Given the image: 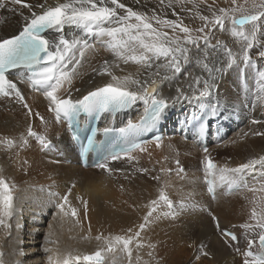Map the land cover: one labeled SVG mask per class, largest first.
Instances as JSON below:
<instances>
[{
	"label": "bare ground",
	"instance_id": "6f19581e",
	"mask_svg": "<svg viewBox=\"0 0 264 264\" xmlns=\"http://www.w3.org/2000/svg\"><path fill=\"white\" fill-rule=\"evenodd\" d=\"M45 2L48 6H55L57 0H34V3L32 0H25V3L32 5L31 9L22 5L13 6L10 3L0 7V38H8L18 30H22L26 23L25 17L31 19L32 12L42 11L38 6ZM120 2L137 12L149 11L154 5L152 3L151 6L147 0L139 2L120 0ZM157 2L161 3L160 0ZM13 8L15 10H10ZM229 27L226 26V29ZM262 28L260 27L254 48L250 50V55L259 67H264V59L258 56L260 51H264V48L259 49L264 46V28ZM226 31L227 33L220 40L225 41L229 47L238 52V45L228 30ZM48 33L53 42L58 41L60 36L68 39L90 37L85 36L83 30L76 25L53 28ZM89 43L94 44L91 41ZM94 45L96 50L86 52L71 85L65 84L60 91L61 96L64 91L68 93L66 96L77 100L87 92L111 82V75L100 74L105 61L108 62L111 73L116 76L133 74L136 78L144 80L149 78V73L156 71L155 66L149 69L133 62L124 63L101 43ZM200 47H203V43ZM188 72L193 75L201 74V70L193 62H189L184 65V71L176 78L166 80L160 85L161 94L167 98L175 96L177 86L184 87L188 83L185 75ZM163 74L162 72L161 75ZM20 80L18 79V85L24 91V100L28 108H25L15 96L0 97V139L4 138L7 131L16 138L23 134L27 139V144L20 146L19 141L12 138L17 141V146L14 147L17 154V172H9L11 168L0 162V173L4 178L10 177L9 184L14 186V214L5 217V222L0 224V249L8 264H49L47 257L50 253L45 252V248L58 247L61 253L71 252L73 255L84 256L103 246L102 241L95 239L100 234L130 235L132 233L128 232L129 229L134 233L149 212L150 202L157 199L159 191L165 184L166 191L175 206V215H164L163 213L169 212V209L163 205L152 214L151 222L141 231L138 238L142 246L137 248L135 242L131 245L133 248L131 264H151L150 258L154 260L153 264H243L246 258L244 252H233L238 246L228 237L218 234V228L211 223V219L208 221L209 216L207 219L202 209L217 213L226 225L236 226L240 232L239 244L242 249L249 238L255 237L256 234L246 235L241 225L251 222L249 220L253 206L251 201L254 197H264V192L252 193L244 189L241 194L245 197H227L223 188L217 186L214 200L208 194L203 175L206 165L201 166L199 163V166L195 167L199 157L201 160L206 154L204 149L191 140H185L177 133L171 134L162 141H150L143 145L145 151L132 153L136 157L134 160H127L125 157V163H119L123 158L110 161L109 168L112 171L109 176L116 179V187L104 189V183L108 180L105 171L77 167L76 172H66L64 167L61 168L64 164L58 162L54 156L62 158L55 154L51 155V151L41 150L35 143L37 138L35 140L28 135V128L31 127L34 132L50 138L53 144H58L59 141L67 150L74 151L70 132L62 120L57 121L43 91L31 92L27 83H21ZM216 84L214 95L205 103L218 101L216 112L227 122L228 133L221 143L212 139L207 154L215 156L214 163L217 167L234 168L236 162L247 163L250 159L264 155V100L262 103L257 102L255 69L250 66L238 63L231 69H225L219 75ZM143 108L144 104L137 102L131 112L121 114L119 123H124L132 116H138ZM172 108L177 109V115L184 116L196 114L203 109L196 101L183 99L168 108L167 112L170 113ZM28 109H31V112ZM244 139L249 141L250 146L242 143ZM60 146L65 151L63 145ZM230 148L234 150L232 153L224 156L218 154L219 150ZM241 149L247 153L242 152ZM248 152L254 157L246 159ZM140 155L142 159L137 158ZM177 159L188 163V170L185 173L174 170L175 166L172 164ZM256 166L258 168L248 175H257L258 171L264 172V167ZM169 168L173 169V173L167 171ZM162 169L165 171H161ZM100 173L105 175H99ZM248 175L246 179L249 185L259 188L261 178H251ZM248 177L251 179L249 180ZM67 181L75 182V186H71L66 195L72 207L78 210V215L83 213V219H79L78 215L76 218L61 219L57 216L58 209L52 206L54 215L50 219L47 215L48 220H46L43 212L48 208H42L43 204L47 202L51 192L56 189L62 190L63 184ZM102 195L105 198H102ZM82 201H87L86 208ZM193 204H199L201 210L196 211ZM88 208L90 211L86 218L85 211ZM38 212H42L43 217L37 216ZM89 215H92L90 223H88ZM77 219L79 223L76 222ZM39 221H42L41 225ZM49 232L52 233L50 237ZM49 240L58 241V244L49 243ZM201 250L206 251L204 253ZM206 255L207 257H204ZM73 264H91V262L80 260L74 261ZM105 264H129V259L126 253L117 249L114 253L107 254Z\"/></svg>",
	"mask_w": 264,
	"mask_h": 264
},
{
	"label": "snow or ice",
	"instance_id": "6c2138e0",
	"mask_svg": "<svg viewBox=\"0 0 264 264\" xmlns=\"http://www.w3.org/2000/svg\"><path fill=\"white\" fill-rule=\"evenodd\" d=\"M163 2L164 0H161V3ZM177 2L184 3L185 0H177ZM8 3L32 8V5L25 3V0H0V7H5ZM232 4L234 5L232 8L219 9H213L212 5H209L211 16L197 12L196 15L203 23L201 27L192 29L182 21L161 19L155 12L149 17L146 13L134 11L120 0H63V2L57 0L55 6H48L45 2L38 6L42 11L32 12L31 19L25 17L26 23L18 35L6 39L0 38V96H15L25 108H28L23 94L17 87V82L8 77L11 70H20V82L28 83L34 90L43 91L49 101L50 110L56 114L57 121L67 120L76 140H80L75 125L81 114H114L132 107L137 102H142L143 114L135 122L128 120L126 125L119 129L96 128L91 135L86 136V142H81V154L86 158L89 152L99 148L96 139L98 133L102 132L108 136L115 132L116 142L113 149L95 165L111 172L110 161L125 157L134 160L136 157L132 155L133 152L146 150L136 142L137 138L142 133L154 129L163 119L166 110L181 99L196 101L200 108H206L215 115L218 101L208 103L205 101L214 95V90L217 88L216 80L225 69H231L238 63L254 68L257 100H264V67L257 66L250 55L261 24L264 23L262 21L264 3L254 4V8L261 9L255 12H247L242 6L237 5V0H232ZM171 5L172 0H168V6ZM121 9L124 10V14L119 11ZM152 21H155V26ZM226 22L230 26L227 29L230 36L238 45V52L223 40L217 39L212 43L211 33L217 27L224 31ZM65 25L79 26L85 36H95L107 50L124 63L133 62L149 69L155 66L156 71L149 73V78L144 80L136 78L133 74L116 76L111 73L108 62L105 61L100 74L111 75V82L77 100L71 99L70 96H61L60 91L65 84L71 85L86 52L96 50L95 45L90 44L83 37L68 39L60 36L58 41L53 42L43 35L48 29L62 28ZM258 56L264 59V51H260ZM189 62H193L201 70V74L186 73L188 83L184 87L178 85L175 96L164 97L159 90L160 85L166 80L176 78L184 71V65ZM28 111L31 112V109ZM205 131V125L201 123L198 129L199 135L202 137ZM28 135L35 136L43 148L51 146V141L45 135L34 132L31 127L28 128ZM0 144L12 148L17 146V141L3 138L0 139ZM26 144L27 139L22 134L19 145ZM204 151L207 153V148ZM176 163L179 165V161ZM256 165L264 167V155L250 159L235 168L217 167L210 157H206L205 171L211 176V179H207L208 192L214 195L217 186H226L229 192L240 189L252 193L264 192V173L260 174L259 188L250 186L246 179L248 173L255 171ZM166 187L165 184L159 191L157 199L150 202V210L144 217L145 223L139 225V230L133 233L132 229H129L128 232L132 233L130 235L100 234L95 239L102 241L103 246L84 256L73 255L71 252L61 253L58 247L45 248L44 251L50 253L47 257L49 264H73L74 261L80 260L91 264H105L107 254L114 253L117 249L127 254L131 264L133 251L131 245L135 242L137 248L142 246L138 238L141 231L151 222L152 214L164 205L170 210L163 213L164 215H175L173 201ZM13 190L14 186L0 176V224L5 222V217L14 214ZM82 202L86 208L87 201ZM251 203L253 205L249 217L251 222H246L241 227L245 229L246 235L256 234L261 251L253 250L257 239H249L243 264H264V197H254ZM56 208L57 216L61 219L76 218L78 215V210L72 207L67 195L61 198ZM76 222L79 223V220L77 219ZM216 226L219 227L218 220ZM223 234L232 241L238 239L235 233L228 230H224ZM48 235L50 237L52 233L49 232ZM48 242L58 244V241Z\"/></svg>",
	"mask_w": 264,
	"mask_h": 264
},
{
	"label": "rangeland",
	"instance_id": "374dc122",
	"mask_svg": "<svg viewBox=\"0 0 264 264\" xmlns=\"http://www.w3.org/2000/svg\"><path fill=\"white\" fill-rule=\"evenodd\" d=\"M137 2H139V1H141V0H136ZM161 1V0H160ZM147 2H150V5L152 6L153 4V6L150 8V10L149 11H146V12H140V11H138V12H140V13H146L149 17H152L153 16V12H155V14L157 15V16H159L161 19H169V20H178V21H182L183 22V24L184 25H186V26H188V27H190V28H192V29H197V28H199V27H201L202 26V21L199 19V17L196 15V13L197 12H199V13H201V14H203V15H207V16H211V11L209 10V5H212V7H213V9H219V8H232V7H234V5L232 4V0H185V2L184 3H180V2H177V0H172V5H171V7H169L168 6V0H166V1H164L163 3H160V2H157V0H147ZM156 2V3H155ZM32 3H34V0H32ZM153 3V4H152ZM261 3H264V0H237V5H240V6H242L243 7V9H245L247 12H255V11H259V10H261L260 8H258V7H256V8H254L253 7V5L255 4V5H260ZM155 6V7H154ZM189 10H191V11H189ZM121 12H122V14H124V10L123 9H121ZM237 15L239 16L240 15V13L238 12L237 13ZM262 21H264V18H262ZM153 22V24H154V26H155V21H152ZM262 25H263V28H264V23H262L261 24V28H262ZM226 26H228V24H227V22H226V25H225V30L224 31H221V30H219V27H217L215 30H213V32L211 33V35H212V37H213V39H212V42H216V40L217 39H221L222 38V36L224 35V34H226L227 33V29H226ZM262 28V29H263ZM164 30H168V29H164ZM194 34H197V33H194ZM95 40V39H94ZM90 42V41H89ZM91 43H94V44H100V42L98 41V39L96 38V40H95V42H93V41H91ZM202 43V42H201ZM264 48V46H261L259 49L260 50H262ZM256 61V60H255ZM63 94H62V96L64 95V96H66V94H68L67 92H65L64 93V91L62 92ZM44 116H45V114H43ZM51 115H52V113H51ZM63 129H64V126H63ZM36 133H38V132H36ZM13 135H11V133H10V131H7L6 132V134L4 135V138H15L16 140H18V141H20V139L19 138H21V135L19 136H17V137H19V138H16V137H12ZM66 136H67V134H66ZM32 138H34L35 140H36V137L35 136H31ZM68 138V137H67ZM48 140L50 139V138H47ZM68 140H69V138H68ZM35 143L38 145V147L41 149V150H43V151H45V152H48V151H58V150H55L53 147H49L48 149L47 148H43L41 145H40V143H38L37 141H35ZM242 143L243 144H245L246 146H250V143H249V141L248 140H243L242 141ZM63 145V148L65 147L64 146V144H62ZM55 146V145H54ZM246 146H244V147H246ZM229 147H231V146H229ZM57 149H59V148H57ZM234 150L232 149V148H230L229 150L228 149H221V150H219L218 152V154H223V156L224 155H227V154H230V153H232ZM241 151L242 152H246V151H243L242 149H241ZM63 152H65V154L63 153ZM63 152H62V157L61 156H58V157H61L62 159H63V154H64V159H63V161L61 160V159H59V158H57L56 156H54V158L58 161V162H60V163H62V164H64V165H66V166H62L61 168H63L64 167V169L66 170V172H69V173H72V172H76V169H77V165L76 164H74V163H68V162H66V156H68L70 153H69V151L68 150H66V151H64V149H63ZM247 153V152H246ZM249 154L248 155H246V159H249V158H252V157H254V155L252 154V153H250V152H248ZM52 155V154H51ZM206 156H210V157H212L213 159H216L215 158V156L214 155H212V154H207V155H205V156H203V158L200 160V157H199V159L197 160V163L195 164V167L198 165L199 166V163L201 164V166H203L204 164H202V162L204 161V159H205V157ZM137 158H141L142 159V155H140V156H138ZM159 158V157H158ZM256 158H258V157H256ZM16 159H17V154H16V152H15V150H14V147H12V148H8V147H6L5 145H3V144H0V162L1 163H4L5 165H7L9 168H11V169H9V172L10 171H12V172H14V171H16L17 172V169H16ZM245 159V160H246ZM127 160H128V158H127ZM178 161H182V160H180V159H177ZM176 160V161H177ZM158 161H159V159H158ZM176 161L175 162H173V164L172 165H174L175 167H174V170L175 169H177L176 167V165H177V163H176ZM126 162V159H122V160H120V162L119 163H125ZM240 162V161H239ZM243 163H246V161H241L240 163H237L236 162V164L234 165V168L235 167H237V166H239L240 164H243ZM182 164L185 166V168L187 169V166H188V163L186 162V161H182ZM70 167H72V169H70ZM76 167V168H75ZM258 168V166H256V168L255 169H257ZM91 169H97L99 172H101V171H105L104 173L106 174H99V175H105V176H107L108 178V180L104 183V189H109L111 186H114V187H116V184H115V181H116V179L115 178H113L111 175L109 176V174L111 173V172H109V171H107V170H105V169H101V168H91ZM91 169H89V170H91ZM196 169V168H195ZM85 170H87V169H85ZM177 171L178 172H180V173H183V172H181V171H179L178 169H177ZM263 171V170H262ZM38 173H42V172H38ZM171 173H173L172 171H171ZM264 173V172H263ZM203 175H204V173H203ZM0 176H3L1 173H0ZM248 176H250L251 178H256V174L255 175H251V174H249ZM71 177H72V175H71ZM8 178V182H9V180H10V177H6L5 179H7ZM204 178V177H203ZM251 178H249L248 177V179L250 180ZM10 183V182H9ZM248 184H249V182H248ZM63 186H64V188L65 189H67V190H70V187L72 186V187H74L75 186V182L74 181H67L66 183H64L63 184ZM157 191H159V189H157ZM228 195H230V194H228ZM241 195H244V194H241ZM171 196H173L172 194H171ZM205 196H208V194H205ZM245 196V195H244ZM174 197V196H173ZM102 198H105L104 197V195H102ZM189 199V198H188ZM195 201V200H194ZM195 209H196V211H200L201 210V208L199 207V204H193L192 205ZM132 208V207H131ZM89 208L85 211V215H86V218L88 217V213H89ZM202 211H204L203 209H202ZM178 212V211H177ZM176 212V213H177ZM54 215V212H53V210H52V212H51V215H49V219H50V217H52ZM207 216V219H208V215H206ZM83 213H80L79 215H78V218L79 219H83ZM46 220H48L47 219V216H46V218H45ZM91 219H92V215H89V218H88V223H90L91 222ZM210 220V216H209V219H208V221ZM181 221H182V219H181ZM142 223H145V221L143 220V222ZM141 223V224H142ZM140 224V225H141ZM179 224V223H178ZM200 225V224H199ZM228 226H230V225H228ZM138 229V228H137ZM137 229H136V231H137ZM139 230V229H138ZM194 236V235H193ZM140 238V237H139ZM191 238H192V235H191ZM195 239H197L196 237H195ZM198 240V239H197ZM202 240V239H201ZM203 241H205V238L203 239ZM195 242V241H194ZM96 251V250H95ZM204 251H206V250H201V252H204ZM205 253V252H204ZM2 255V256H1ZM212 255V254H211ZM210 256V255H209ZM4 256H3V253H2V249H0V264H8L7 263V260H5L4 258H3ZM204 257H207V255L206 256H204ZM158 260V259H157ZM150 261H151V264H153L152 263V261L154 262V260H152V258H150ZM158 262H160V260L158 261Z\"/></svg>",
	"mask_w": 264,
	"mask_h": 264
}]
</instances>
